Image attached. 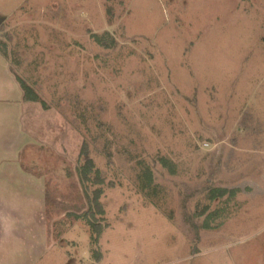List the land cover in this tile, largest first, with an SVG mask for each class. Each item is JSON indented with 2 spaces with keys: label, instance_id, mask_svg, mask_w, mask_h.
<instances>
[{
  "label": "rangeland",
  "instance_id": "374dc122",
  "mask_svg": "<svg viewBox=\"0 0 264 264\" xmlns=\"http://www.w3.org/2000/svg\"><path fill=\"white\" fill-rule=\"evenodd\" d=\"M0 18L45 103L0 128L21 144L0 166V264H264V0H0ZM84 142L105 180L95 248Z\"/></svg>",
  "mask_w": 264,
  "mask_h": 264
},
{
  "label": "trees",
  "instance_id": "16d2710c",
  "mask_svg": "<svg viewBox=\"0 0 264 264\" xmlns=\"http://www.w3.org/2000/svg\"><path fill=\"white\" fill-rule=\"evenodd\" d=\"M91 37L100 47L104 49H115L118 46L117 40L109 32H106L103 35L92 34ZM0 52L7 59L5 44L0 43ZM16 78L24 92V96L27 102L42 103L45 106V103L40 99L37 92L30 85H28L20 77L16 76ZM107 155L110 156L109 154ZM80 157L84 159V163L77 168V174L82 186L85 188L94 186L97 187V189H95V191L92 193V197H90L89 193L86 192L88 209L82 215H77L76 217L78 219H84L87 222L91 233V245L95 248L99 246L100 239L105 228H108L107 224L104 225L105 210L100 200L102 195L104 194L103 186L105 184V180L101 171L96 167L95 161L90 157L89 145L86 142H84L83 144L80 152ZM160 161L164 168H167L171 174H175L176 169L172 162L165 158L160 159ZM141 179L143 181V189L146 190L150 188L154 181L152 171L150 169L143 170ZM229 192H231V194L235 193V191L233 190H212L209 199L213 201L218 197L223 198L227 196ZM206 210L207 209H205V211L203 212L204 214H206ZM93 257L96 261H101L102 254L99 249H94Z\"/></svg>",
  "mask_w": 264,
  "mask_h": 264
},
{
  "label": "crops",
  "instance_id": "0c3cea01",
  "mask_svg": "<svg viewBox=\"0 0 264 264\" xmlns=\"http://www.w3.org/2000/svg\"><path fill=\"white\" fill-rule=\"evenodd\" d=\"M4 20L5 19L0 18V28L2 27ZM3 60L4 64L2 63ZM2 75L4 79L3 81L0 79V83L2 81L4 84L1 83L2 85H0V102H5L8 105L5 108L7 111L0 113V128L4 127L6 132H10L13 128L18 126V130L20 131L21 118L22 116H25L28 111L26 110L27 103L31 102L26 101L24 92L16 79V73L10 68L6 57L0 54V76ZM21 105H23L22 109ZM3 120H5V122H3ZM17 142L18 140L15 141L14 139L13 143L9 146L4 145L3 143L0 144V150L5 149L8 151V154L5 157L0 153V166L5 164V161H9V164H11L19 159L21 144L18 146ZM6 143H8V139H6Z\"/></svg>",
  "mask_w": 264,
  "mask_h": 264
}]
</instances>
